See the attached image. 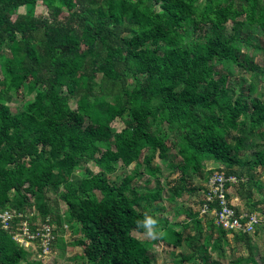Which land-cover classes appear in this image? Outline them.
<instances>
[{"label":"trees","instance_id":"trees-1","mask_svg":"<svg viewBox=\"0 0 264 264\" xmlns=\"http://www.w3.org/2000/svg\"><path fill=\"white\" fill-rule=\"evenodd\" d=\"M95 1L0 0V211L32 212L30 222L61 220L57 203L46 196L51 193L65 206L67 229L83 237L70 243L82 247L79 264H152L149 247L132 233L142 234L136 222L161 197L159 165L179 171L184 185L189 174L215 163L213 172L238 179L241 199L250 195L243 178L246 188L256 186L252 171L264 161L242 163L237 151L243 138L231 147L226 137L244 127L264 134V102L243 92L232 99L215 68L247 70L238 53L248 37L242 40L236 31H264V0ZM37 2L47 18L35 17ZM63 11L67 15L58 18ZM228 22L231 35L224 32ZM204 27L208 32L193 39ZM253 49L264 56V46ZM11 95L32 100L13 115L6 105ZM116 120L124 123L119 131L112 127ZM171 147L179 164L168 158ZM118 161L134 168L116 184L107 177ZM89 163L96 173L84 185L73 184L71 174ZM141 171L152 187L132 184ZM247 205L246 213L254 214ZM199 215L188 211L177 228L166 222L159 240L192 248L194 236L183 235L190 225L201 234ZM201 218L216 233L212 249L220 250L228 232L207 214ZM259 230L261 222L252 234ZM248 236L233 233L232 239ZM10 237L0 230V264H41L25 260L27 250ZM192 257L181 256L176 264Z\"/></svg>","mask_w":264,"mask_h":264},{"label":"rangeland","instance_id":"rangeland-1","mask_svg":"<svg viewBox=\"0 0 264 264\" xmlns=\"http://www.w3.org/2000/svg\"><path fill=\"white\" fill-rule=\"evenodd\" d=\"M89 1L96 2L95 0ZM34 14L36 18H47L48 16L46 8L41 5L40 2L36 3ZM66 15L67 13L63 11L58 18H62ZM232 26L233 23L228 22L224 26V32L229 35L233 34L234 31L231 29ZM204 32H208L207 27L195 30L192 33V38L197 40L199 35ZM236 33L242 40H245L248 37V45H241L238 53V57L241 62L247 60V70L237 68L230 73H226L220 66L216 67L215 70L220 71V73L225 76V87L228 92L232 94V99H235L243 92V95L246 98H256L264 102V75H254L253 71L248 69V67L252 66V68H254V70L258 73L264 72V56L259 52V50L253 49V46L256 45L264 46V31L258 28L245 29L240 27ZM139 78L142 79V77ZM129 82H132V80L130 79ZM98 87L97 83L93 84V91L97 93L99 90ZM31 100L32 95L25 96L24 99H19L11 95L9 100L6 101V105L11 114L17 115L21 112L22 105ZM69 104L73 107L74 99H70ZM112 127L116 131H119L124 127L123 120H116L112 124ZM262 131H264V129H262ZM239 137L243 138V142L241 144V148L237 151V156L242 163L250 164L256 158H260L264 161V134L261 135L260 132L251 134L249 133L247 127H244L241 132L229 131L226 138L227 142L232 147L235 145L236 140ZM169 144L170 141L167 142V146H169ZM168 158L172 163H174V165L180 163V160L176 156L172 147L168 151ZM153 164L159 165L158 159H155ZM84 167L85 168L75 170L71 174L70 180L73 184H86V178L97 171L92 163H89ZM159 167L160 177L158 181L162 187V194L160 199L152 204L148 210V214L153 215L159 220L161 228L165 226L166 222L168 225H172V227L177 228L180 227L184 220H186V213L188 211H191L192 213L200 211V203L206 189L205 180L214 170H216L218 166L212 162L206 163L199 175L194 176L189 174L184 185L180 180L179 171L170 172V170L164 165H159ZM133 168L134 164L124 168L118 161L114 173L107 177L108 181L119 184L125 175L132 172ZM252 174L253 181L256 183V186H249L246 188V179H242V183H244V192L245 190H248L250 193L249 197L245 199L238 197V189L240 187L239 184L231 187L229 195L232 200V205H234L239 212H246L249 208L247 204L251 203L252 206H250V208L260 220L262 226H264V166H255ZM132 184L138 187L146 185L152 187L153 181L148 175L141 171L132 181ZM182 187L185 188V191L183 192L181 189ZM258 188H261V190ZM175 192L180 195L173 197ZM46 196L50 201L57 203L58 211L62 217L61 220H57L54 216L50 217L54 223L56 238L51 252L48 255L38 259L35 255V247L29 246L27 249L28 254L25 257V260H40L39 262L41 264H79L80 260L77 258L82 250V247L71 246L70 243L74 240H83V237L81 235L73 234L64 224V204L51 193H47ZM209 217H211V215ZM198 218L201 222V234H199L193 226L190 225L188 229L184 231L183 235V239L187 236H194L196 240L192 248H188L184 242L180 247L172 248L167 245L165 241L149 240L142 234H137L135 232H133L132 235L138 241L143 243L145 242L149 247L148 253L151 256L152 264H176L177 260H179L181 256L189 255H192L193 257L183 264H197L199 261L231 264V262L235 260H241V264H253L251 262H246L249 258H251L255 264H264V230H259L255 234H249L247 240L242 242H235L232 239L233 233H227L225 240L221 243L220 250H213L211 242L215 240L216 233L208 229L207 222L201 218L200 215ZM206 243H208V245H206ZM19 264L23 263L20 262Z\"/></svg>","mask_w":264,"mask_h":264},{"label":"built area","instance_id":"built-area-1","mask_svg":"<svg viewBox=\"0 0 264 264\" xmlns=\"http://www.w3.org/2000/svg\"><path fill=\"white\" fill-rule=\"evenodd\" d=\"M238 183L233 175L212 172L206 181L204 203L200 206V216L211 215L213 224L228 233L252 234L260 220L255 214L239 212L231 203L229 191ZM214 204V206H213ZM32 212L0 211V230L11 233V240L27 250L35 247V255L41 259L51 252L56 238L54 223L49 216L43 221L30 222Z\"/></svg>","mask_w":264,"mask_h":264},{"label":"clouds","instance_id":"clouds-1","mask_svg":"<svg viewBox=\"0 0 264 264\" xmlns=\"http://www.w3.org/2000/svg\"><path fill=\"white\" fill-rule=\"evenodd\" d=\"M137 228L142 229V234L149 240H159L166 236V232L160 227L159 220L148 213H144L143 218L136 222Z\"/></svg>","mask_w":264,"mask_h":264}]
</instances>
